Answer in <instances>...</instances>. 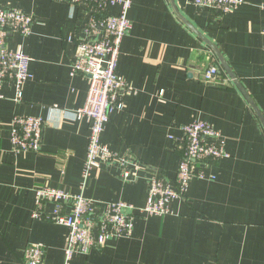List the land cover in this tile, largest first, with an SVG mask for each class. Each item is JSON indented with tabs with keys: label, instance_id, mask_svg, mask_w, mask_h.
Instances as JSON below:
<instances>
[{
	"label": "crops",
	"instance_id": "0c3cea01",
	"mask_svg": "<svg viewBox=\"0 0 264 264\" xmlns=\"http://www.w3.org/2000/svg\"><path fill=\"white\" fill-rule=\"evenodd\" d=\"M244 1L221 13L191 0H131L132 28L115 68L131 90L100 138L146 168L124 182L118 165H103L84 184L91 122L68 113L84 105L88 91L87 78L71 65L89 14L64 0H0L33 19L28 35L6 38L10 50L31 58L21 97L12 77L0 81V264H26L29 245L43 249L41 264H64L68 227L53 220V203L32 215L36 190L45 186L96 201V214L108 201L135 207L129 235L75 253L70 264H264V0ZM211 64L220 74L216 85L201 80ZM15 116L42 119L39 150L14 148ZM197 119L221 133L228 155L196 163L205 176L194 175L169 212L142 214L146 177L155 173L175 186L180 127ZM60 204L71 211L70 202Z\"/></svg>",
	"mask_w": 264,
	"mask_h": 264
},
{
	"label": "built area",
	"instance_id": "2783aa9c",
	"mask_svg": "<svg viewBox=\"0 0 264 264\" xmlns=\"http://www.w3.org/2000/svg\"><path fill=\"white\" fill-rule=\"evenodd\" d=\"M71 7L83 6L89 18L81 31L85 38L75 41V58L71 65L73 73L87 78L88 91L85 103L69 115L73 120L87 118L90 133L83 165L84 184L94 168L116 164L120 168V178L124 182L134 180L139 171L146 168L131 155H120L101 141L105 123L113 112L124 107V98L130 92L128 82L115 71L122 38L131 30L132 23L127 16L131 0H64ZM194 5L209 8L221 13L229 12L244 4V0H191ZM117 6V13H110L109 7ZM33 19L17 8H4L0 5V81L12 77L17 93L21 97V85L30 77L31 58L21 51L10 50L6 38L11 32L28 35ZM264 35V29L262 31ZM73 40L72 37H69ZM201 80L216 85L220 80L218 67L209 65L202 71ZM43 121L34 116H15L11 142L15 149L37 151L41 144ZM179 139L184 146L178 162L175 186L170 180L158 174L146 177L147 196L145 204L139 208L142 214L154 215L169 212V202L181 198L190 179L195 175L205 176L204 171L194 170L196 163L208 164L227 156L224 138L215 127L203 120H194L180 127ZM173 138V136H169ZM50 201L54 205L53 220L68 227L64 249V264H70L73 254L86 253L91 247H101L110 237L129 235L132 231L134 206L126 201L104 203L100 214L93 212L97 202L81 193H70L63 189L45 186L36 190L35 210L38 217L43 204ZM70 202L71 211H61L60 203ZM96 228L97 235L93 229ZM26 264H41L43 249L29 245L23 251Z\"/></svg>",
	"mask_w": 264,
	"mask_h": 264
},
{
	"label": "water",
	"instance_id": "95a60500",
	"mask_svg": "<svg viewBox=\"0 0 264 264\" xmlns=\"http://www.w3.org/2000/svg\"><path fill=\"white\" fill-rule=\"evenodd\" d=\"M225 69L229 72L228 68L226 67V65H224ZM238 87L241 89L240 85L238 84Z\"/></svg>",
	"mask_w": 264,
	"mask_h": 264
}]
</instances>
